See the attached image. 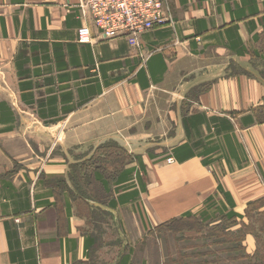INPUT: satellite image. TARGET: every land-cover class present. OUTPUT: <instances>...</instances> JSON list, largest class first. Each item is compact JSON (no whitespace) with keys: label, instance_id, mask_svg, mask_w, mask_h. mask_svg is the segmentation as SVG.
<instances>
[{"label":"crops","instance_id":"obj_1","mask_svg":"<svg viewBox=\"0 0 264 264\" xmlns=\"http://www.w3.org/2000/svg\"><path fill=\"white\" fill-rule=\"evenodd\" d=\"M83 1L0 0V264H169L167 221L264 212V0H167L137 45L79 42ZM109 140L138 158L87 165Z\"/></svg>","mask_w":264,"mask_h":264},{"label":"rangeland","instance_id":"obj_2","mask_svg":"<svg viewBox=\"0 0 264 264\" xmlns=\"http://www.w3.org/2000/svg\"><path fill=\"white\" fill-rule=\"evenodd\" d=\"M98 149L99 156L90 159L87 165L122 167L130 164L134 158L137 159L128 153L125 144L114 140L104 142ZM170 158L175 160L172 156L162 157V160L170 162ZM217 208L215 200L214 202L208 200L199 211L203 210L202 214L204 212L213 214L218 211ZM257 210L258 205H252L246 212L248 223L243 221L244 227L230 233H226L225 230L239 225L237 217L221 220L218 224H212L209 220L211 215L208 214L206 219L202 217L203 215L201 217L194 215L178 222L167 221L163 227L156 228L158 232L156 242L164 246L166 254L164 261L169 264H264V215H262L264 212ZM245 232L257 233L258 248L254 255L246 254L245 248L241 246V237L244 238Z\"/></svg>","mask_w":264,"mask_h":264},{"label":"built area","instance_id":"obj_3","mask_svg":"<svg viewBox=\"0 0 264 264\" xmlns=\"http://www.w3.org/2000/svg\"><path fill=\"white\" fill-rule=\"evenodd\" d=\"M80 6L90 17L77 30L81 43H91L93 26L105 39L126 37L137 45L143 33L171 21L167 0H84Z\"/></svg>","mask_w":264,"mask_h":264},{"label":"trees","instance_id":"obj_4","mask_svg":"<svg viewBox=\"0 0 264 264\" xmlns=\"http://www.w3.org/2000/svg\"><path fill=\"white\" fill-rule=\"evenodd\" d=\"M255 115H256L255 117L257 118V120L259 122H264V105L261 108H258V109L255 110ZM12 117L14 118L13 112L6 107V103L3 102V101L0 102V118H1V120L12 119ZM251 121L253 122V118H251ZM131 172H132V170H125L123 172H120L119 173V181L120 182H124L125 179L128 177V175L131 174ZM104 176H106V175H104ZM110 176L111 175L109 174V175L106 176V178L109 179ZM231 206H234L233 202L231 203ZM262 215H264V213ZM238 216H239V214L235 213L234 211H230L229 213H227L225 215V217H228V218H234V217H238ZM192 217H194V216H192L191 213H189V214L187 213L183 217H180V218H177V219H173L171 221L172 222H178V221H181V220H184V219H188V218H192ZM164 225H166V223L161 225V227H163ZM242 240H243V236L241 237V241Z\"/></svg>","mask_w":264,"mask_h":264}]
</instances>
